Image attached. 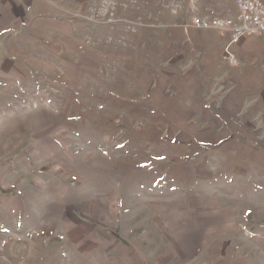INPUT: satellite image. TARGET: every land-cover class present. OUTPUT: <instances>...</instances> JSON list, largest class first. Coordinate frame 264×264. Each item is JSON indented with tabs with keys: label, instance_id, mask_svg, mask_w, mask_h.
<instances>
[{
	"label": "rangeland",
	"instance_id": "obj_1",
	"mask_svg": "<svg viewBox=\"0 0 264 264\" xmlns=\"http://www.w3.org/2000/svg\"><path fill=\"white\" fill-rule=\"evenodd\" d=\"M183 5L0 0V264H264V125L155 88Z\"/></svg>",
	"mask_w": 264,
	"mask_h": 264
},
{
	"label": "crops",
	"instance_id": "obj_2",
	"mask_svg": "<svg viewBox=\"0 0 264 264\" xmlns=\"http://www.w3.org/2000/svg\"><path fill=\"white\" fill-rule=\"evenodd\" d=\"M182 7L187 22L167 24L166 43L158 41L164 50L159 59L169 65L157 76L156 91L167 93L171 125L183 127L181 141L187 142V125H199L203 135L210 132L213 142L238 140L233 129L220 127L228 118L237 126L264 125V33L246 35L233 45L239 63L230 65L222 57L231 33L198 28L194 20L232 18L237 0H184ZM179 110L183 117L176 115Z\"/></svg>",
	"mask_w": 264,
	"mask_h": 264
},
{
	"label": "built area",
	"instance_id": "obj_3",
	"mask_svg": "<svg viewBox=\"0 0 264 264\" xmlns=\"http://www.w3.org/2000/svg\"><path fill=\"white\" fill-rule=\"evenodd\" d=\"M238 13L228 18H196L194 25L202 29L228 31L231 39L223 53V60L230 65H238L237 55L232 50L246 35L264 33V0H237Z\"/></svg>",
	"mask_w": 264,
	"mask_h": 264
}]
</instances>
